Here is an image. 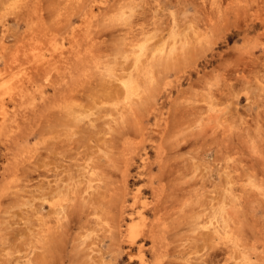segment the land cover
I'll list each match as a JSON object with an SVG mask.
<instances>
[{
  "label": "rangeland",
  "instance_id": "rangeland-1",
  "mask_svg": "<svg viewBox=\"0 0 264 264\" xmlns=\"http://www.w3.org/2000/svg\"><path fill=\"white\" fill-rule=\"evenodd\" d=\"M141 260L264 264V0H0V264Z\"/></svg>",
  "mask_w": 264,
  "mask_h": 264
},
{
  "label": "bare ground",
  "instance_id": "bare-ground-1",
  "mask_svg": "<svg viewBox=\"0 0 264 264\" xmlns=\"http://www.w3.org/2000/svg\"><path fill=\"white\" fill-rule=\"evenodd\" d=\"M138 196V194H136L134 196V199ZM144 213H145V209H136L133 210V212L131 213L130 216V220L131 223L128 225L127 227V232H128V249L131 250L134 246L139 245L140 239L139 236L137 235L139 226L138 224L135 223V221L137 220L136 218H140L143 219L144 218ZM146 233L148 234L149 231H146ZM144 248V243H142L141 245H139V249H143ZM139 264H145L144 260H141Z\"/></svg>",
  "mask_w": 264,
  "mask_h": 264
}]
</instances>
